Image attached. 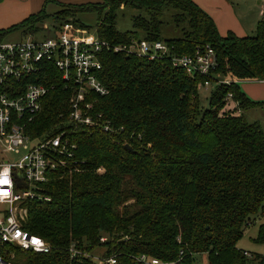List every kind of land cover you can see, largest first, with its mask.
<instances>
[{
	"label": "trees",
	"instance_id": "16d2710c",
	"mask_svg": "<svg viewBox=\"0 0 264 264\" xmlns=\"http://www.w3.org/2000/svg\"><path fill=\"white\" fill-rule=\"evenodd\" d=\"M100 1L65 6L54 15L50 36L66 23L87 27L76 18L92 12L100 39L160 41L169 54L148 61L102 53L99 80L108 94L90 96L94 127L68 120L71 89L52 64L42 66L31 82L50 91L27 134L43 139L63 132L75 149L68 168L35 189L49 201L24 202L23 229L47 242L50 251L3 246V260L13 252L14 264H95L93 254L100 249V259L113 258L115 264H140L141 255L176 264H195L198 255L207 264H264V255L237 248L244 231L264 218V133L259 123L224 110L228 94L238 111L264 105L239 86L264 82V16L254 36L239 38L220 36L192 0ZM122 8L138 11L130 31L116 28ZM44 17L40 11L0 31V42L13 31L33 35L38 30L32 23ZM205 47L215 55L213 75L191 78L172 66L171 56H191ZM212 78L238 83L213 85L209 107L202 110L199 84ZM14 178L17 189L28 188L18 182L19 174ZM252 241L264 245V224Z\"/></svg>",
	"mask_w": 264,
	"mask_h": 264
},
{
	"label": "built area",
	"instance_id": "2783aa9c",
	"mask_svg": "<svg viewBox=\"0 0 264 264\" xmlns=\"http://www.w3.org/2000/svg\"><path fill=\"white\" fill-rule=\"evenodd\" d=\"M86 31L73 24H64L55 36L40 40L0 42V247L7 246L22 251L47 254L50 245L42 238L23 229L27 217L24 202L38 199L48 202L36 192L39 185L47 183L59 169L68 168L66 159L72 157L75 146L59 133L49 138H31L27 124L42 109L43 98L50 91L46 85L31 82L42 69L52 64L60 79L71 89L68 120L75 126L94 127L90 96H106L108 90L99 80L104 52L134 56L148 61L169 54L167 45L160 41L133 40L128 44H114L98 36L89 38ZM171 64L182 69L189 77L213 75L216 60L210 47L198 49L191 56H171ZM235 79H216L201 82L200 87L230 85ZM52 89V88H51ZM228 111L237 110L232 94L224 99ZM104 131H108L104 127ZM6 153L19 157L17 162L6 159ZM27 183V189H17ZM104 239H101L103 241ZM71 255L76 251L71 248ZM94 259V258H93ZM140 264H176L161 262L141 255ZM95 264H115V260L94 259ZM0 264H10L0 255Z\"/></svg>",
	"mask_w": 264,
	"mask_h": 264
},
{
	"label": "rangeland",
	"instance_id": "374dc122",
	"mask_svg": "<svg viewBox=\"0 0 264 264\" xmlns=\"http://www.w3.org/2000/svg\"><path fill=\"white\" fill-rule=\"evenodd\" d=\"M100 0H73V1H62V0H0V31L7 30L12 26H16L22 23L24 20L28 19L30 16H34L38 14L40 11H43L45 17L40 20H35L32 23V27L37 28L33 35L22 34L19 31H13L9 33L2 42H20V41H28V40H40L44 38L50 37V31L52 30V26L54 23V15L58 13L60 10L64 9L65 6L68 5H96L99 4ZM24 3V4H23ZM28 11V15L26 18L22 19L19 23H17L19 16H21L22 11ZM138 11L135 9L122 8L119 10L117 18H116V28L119 31H130L132 30V17L136 16ZM76 20L87 27H80L77 25L76 28L83 29L86 31L89 38L96 37L95 32V24L97 23V14L96 13H80L77 15ZM256 30V29H255ZM252 32L251 36L255 35ZM249 37V36H248ZM199 88V85L197 86ZM214 86L210 84L208 87H200L198 89V98L200 103V109L205 110L209 107V98L211 95ZM224 110L227 109L224 107ZM242 115L243 118L248 123L257 122L263 129L264 132V105L252 108L244 111H238L235 115ZM6 159L11 162H17L19 157H15L12 154L6 153ZM24 209L27 208L23 205ZM264 224V218H260L257 220L252 226H249L244 231L242 238L237 243V248L240 250H245L251 254L264 255V245L256 244L252 240L256 237L258 227ZM102 250L96 249L94 251V259L100 258ZM7 256V255H5ZM4 257V256H3ZM2 257V258H3ZM8 259L6 258V262L10 264H14L15 255L13 252L8 254ZM195 264H207L206 258L204 255H198L195 257Z\"/></svg>",
	"mask_w": 264,
	"mask_h": 264
},
{
	"label": "crops",
	"instance_id": "0c3cea01",
	"mask_svg": "<svg viewBox=\"0 0 264 264\" xmlns=\"http://www.w3.org/2000/svg\"><path fill=\"white\" fill-rule=\"evenodd\" d=\"M62 1L67 2L73 0ZM192 1L212 19L220 36H225L227 33H232L239 38L248 37L252 32L254 33L257 23L264 16V0ZM29 13L28 11H22L17 23L26 18ZM239 86L242 92L252 101H264L263 81L239 82Z\"/></svg>",
	"mask_w": 264,
	"mask_h": 264
},
{
	"label": "snow or ice",
	"instance_id": "6c2138e0",
	"mask_svg": "<svg viewBox=\"0 0 264 264\" xmlns=\"http://www.w3.org/2000/svg\"><path fill=\"white\" fill-rule=\"evenodd\" d=\"M0 183H7V181L6 180H3V181H0Z\"/></svg>",
	"mask_w": 264,
	"mask_h": 264
},
{
	"label": "clouds",
	"instance_id": "9594fccd",
	"mask_svg": "<svg viewBox=\"0 0 264 264\" xmlns=\"http://www.w3.org/2000/svg\"><path fill=\"white\" fill-rule=\"evenodd\" d=\"M7 181V180H6Z\"/></svg>",
	"mask_w": 264,
	"mask_h": 264
},
{
	"label": "water",
	"instance_id": "95a60500",
	"mask_svg": "<svg viewBox=\"0 0 264 264\" xmlns=\"http://www.w3.org/2000/svg\"><path fill=\"white\" fill-rule=\"evenodd\" d=\"M129 149V148H128Z\"/></svg>",
	"mask_w": 264,
	"mask_h": 264
}]
</instances>
